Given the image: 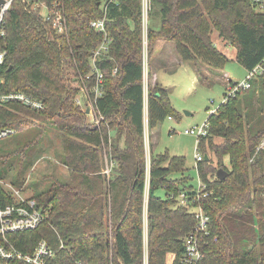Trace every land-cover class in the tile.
Wrapping results in <instances>:
<instances>
[{
    "label": "trees",
    "instance_id": "obj_1",
    "mask_svg": "<svg viewBox=\"0 0 264 264\" xmlns=\"http://www.w3.org/2000/svg\"><path fill=\"white\" fill-rule=\"evenodd\" d=\"M43 1L63 7L67 31L58 34L30 4L14 0L0 41L6 51L0 94L22 91L47 109L0 106V132L11 129L21 136L9 157L19 158L16 169L24 174L34 162L29 149L40 143L47 126L56 127L70 181L53 182L33 195L49 218L36 231L14 235L16 245L30 251L47 240L56 252L50 264H167L171 253L173 264H183L184 239L197 225L199 204L210 217L200 264H264V152L251 160L264 137V70L208 118L209 134L198 150L210 160L197 162L206 185L197 203L185 207L177 201L182 191L193 189L190 178H173L185 171V159L152 154L146 244L142 0H115L107 8L109 52L97 62L104 75L97 99L100 126L76 97L84 88L94 96L91 58L105 35L91 22L105 17L107 0ZM215 33L236 49L247 72L264 69V11L252 0H151L149 56L154 41L175 42L181 58L195 64L201 83L212 81L199 64L223 70L229 61ZM171 114L168 92L150 86L148 128ZM103 150L112 163L110 178L103 174ZM221 169L228 174L223 180ZM12 178L14 186H23L21 176ZM160 190L164 197L157 195Z\"/></svg>",
    "mask_w": 264,
    "mask_h": 264
},
{
    "label": "built area",
    "instance_id": "obj_2",
    "mask_svg": "<svg viewBox=\"0 0 264 264\" xmlns=\"http://www.w3.org/2000/svg\"><path fill=\"white\" fill-rule=\"evenodd\" d=\"M23 3L30 4L34 11L43 16L47 21L51 22L52 27L58 34H65L67 31V21L64 9L60 4L54 3L49 6L43 0H21ZM115 0H107L102 7L105 17L91 22V27L98 33L105 35V40L93 53L91 58L92 74L96 75L97 85L94 88V96L84 88L83 92L76 97V103L81 105L84 110L89 111L91 122L100 126L104 120L103 116L97 109V99L102 95V85L104 75L98 68L97 62L109 52V37L106 31V15L109 4ZM14 0H4L0 4V41L5 37L6 14L10 10ZM258 7V11H264V0H252ZM151 9V0H142V29H143V78H144V101L145 116H148V100H149V53H148V26L149 13ZM6 51L0 49V88L5 84V79L1 77V69L4 65ZM261 65L247 73L246 78L241 82H233L226 77L227 95L224 102L229 98L236 96L241 90L251 87V82L263 72ZM116 72V70H115ZM90 77L88 76V79ZM84 100V101H83ZM223 102V103H224ZM20 104L34 112H44L47 109L46 104L22 91H15L8 94H0V106ZM217 110H213L215 114ZM211 114V115H212ZM210 115V116H211ZM172 119V117H169ZM14 133L11 129L0 132V139L8 137ZM186 134L196 136L197 141V162L203 161L204 157L199 152L198 147L200 140L209 134L208 120L201 126H196L185 131ZM260 152H264V137L261 139L259 146L251 160H253ZM146 153V187L144 199V235L147 244L148 239V202L151 181V146L148 136L145 139ZM206 189V185L199 178L196 188L189 191H182L177 201L179 205L188 207L199 201L202 192ZM22 188L15 187L12 183H5L0 180V264H50L55 258L56 252L47 240L39 241L32 250L25 251L16 245L17 238L14 235L30 233L36 231L44 224L49 216L44 208L39 207L38 201L33 196L24 195ZM206 196V194H205ZM174 199V197H172ZM194 215L197 220L195 229L184 239V255L183 264H200L203 259L202 242L203 239L210 235V217L204 211L201 205H197L194 209ZM147 260V252H146Z\"/></svg>",
    "mask_w": 264,
    "mask_h": 264
},
{
    "label": "rangeland",
    "instance_id": "obj_3",
    "mask_svg": "<svg viewBox=\"0 0 264 264\" xmlns=\"http://www.w3.org/2000/svg\"><path fill=\"white\" fill-rule=\"evenodd\" d=\"M215 44L219 49H225L229 61L226 67L219 73L210 70L199 64L204 76L207 77L209 83H199L197 79V69L193 62H185L175 64L169 62L165 66V58L169 48L167 46L174 45L172 41L157 40L154 41L152 51L149 58V76L150 85L155 77L159 83L168 90L169 99L174 114L169 116L163 122L158 123L156 128H148V116H145V139L148 136L152 154L161 155L168 154L170 157H182L185 159V171L173 175V178H190L189 186L196 188L199 182V173L197 169V141L196 136L188 135L186 130L196 126L203 125L213 110H217L225 100L227 95L226 77L233 82H241L247 76V70L236 60V49L232 45L224 47V43L215 33ZM161 42H166V47L162 49ZM149 51V48H148ZM152 86V85H151ZM84 101V100H83ZM92 117L89 116V120ZM21 136L10 135L0 139V179L3 182L12 183V176L22 177L24 181L21 187L24 195L33 196L40 194L49 189L53 182L70 181V171L61 162L62 143L60 133L54 126H47L43 138L40 143L29 149L33 156V165L21 174L17 168L18 157H9L11 151L15 148V143ZM104 162L103 174L106 178H110L112 163L109 161L106 150L102 152ZM228 164V161L226 160ZM14 166L13 173L6 177V174ZM17 187V186H15ZM164 191L160 190L157 195L164 197ZM148 246H146V252ZM170 256L167 262L170 263Z\"/></svg>",
    "mask_w": 264,
    "mask_h": 264
},
{
    "label": "crops",
    "instance_id": "obj_4",
    "mask_svg": "<svg viewBox=\"0 0 264 264\" xmlns=\"http://www.w3.org/2000/svg\"><path fill=\"white\" fill-rule=\"evenodd\" d=\"M174 43V45L172 44V45H169V46H167V48H169V50H168V52L169 53H167V50L165 49L164 51V53H166L168 56H166V58H165V64H163L162 66H165L166 64H168L169 62H174V65L177 63H179V64H182V63H185V62H188V61H184L182 58H181V56H180V53H179V51H178V48H177V45H176V43L175 42H173ZM160 46L162 47V49L163 48H165L166 47V42H161V44H160ZM227 46V44H224V47H226ZM229 47V46H228ZM228 47H226L225 49H227ZM225 49L223 50L222 49V52L223 53H225L226 54V52H225ZM237 52V51H236ZM227 55V54H226ZM229 58V57H228ZM172 59V61H169V60H171ZM167 61H169V62H167ZM207 67V66H206ZM207 70H208V72L210 71V70H213V71H217V72H221L222 70H215V69H212V68H210V67H207ZM197 79H198V77H197ZM198 82L199 83H201L200 82V80L198 79ZM202 84V83H201ZM210 84V83H209ZM149 85H150V83H149ZM152 85V86H151ZM150 86L151 87H159V88H161V89H163V90H165V91H167L168 92V90L166 89V88H164L163 87V85L161 84V83H159V80H158V78L157 77H155L154 79H153V81H152V84H151ZM89 114V113H88ZM168 256H170V263H168L167 262V264H173V262H174V260H175V254H169Z\"/></svg>",
    "mask_w": 264,
    "mask_h": 264
},
{
    "label": "water",
    "instance_id": "obj_5",
    "mask_svg": "<svg viewBox=\"0 0 264 264\" xmlns=\"http://www.w3.org/2000/svg\"><path fill=\"white\" fill-rule=\"evenodd\" d=\"M3 2H4V0H0V4H2ZM87 113H89V111H87ZM204 159H205V161H209L210 157L208 155H205ZM227 175H228L227 172L222 170V169L218 171V179L219 180H223Z\"/></svg>",
    "mask_w": 264,
    "mask_h": 264
}]
</instances>
